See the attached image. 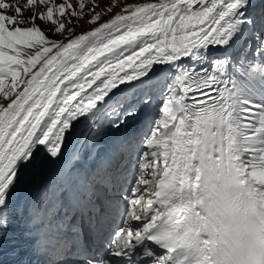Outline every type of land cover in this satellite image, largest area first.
<instances>
[{"label": "snow or ice", "instance_id": "snow-or-ice-1", "mask_svg": "<svg viewBox=\"0 0 264 264\" xmlns=\"http://www.w3.org/2000/svg\"><path fill=\"white\" fill-rule=\"evenodd\" d=\"M53 166L37 226L16 193ZM28 242L50 264H264V0H0V264Z\"/></svg>", "mask_w": 264, "mask_h": 264}, {"label": "bare ground", "instance_id": "bare-ground-1", "mask_svg": "<svg viewBox=\"0 0 264 264\" xmlns=\"http://www.w3.org/2000/svg\"><path fill=\"white\" fill-rule=\"evenodd\" d=\"M143 2H157V0H137L130 3H143ZM110 18V17H109ZM83 30H79L77 33L82 32ZM35 71V70H34ZM104 147L111 149L114 147V143L111 137L107 138L104 142ZM59 183L60 179L57 177L55 172V166H53L52 170L45 173L42 176L36 177L32 180H30L25 186H23L18 192L16 193V200L17 202L24 203L27 206H30L33 210V214L36 216V219L33 221V224L36 225L37 222H43L44 219V213H40L39 204L37 203V200L41 197L46 195L48 187L53 186L54 184ZM63 190V189H62ZM19 198H21V201H19ZM25 220L19 221L14 227L17 232V235L22 233L25 228ZM40 225V224H39ZM26 248V244L24 245V251ZM56 253H52L51 256H55ZM27 255H24L23 257H26Z\"/></svg>", "mask_w": 264, "mask_h": 264}, {"label": "rangeland", "instance_id": "rangeland-1", "mask_svg": "<svg viewBox=\"0 0 264 264\" xmlns=\"http://www.w3.org/2000/svg\"><path fill=\"white\" fill-rule=\"evenodd\" d=\"M134 1H137V0H124L125 3H130V2H134ZM73 2H75V0H73ZM107 0H101V3H102V6L104 3H106ZM118 11V9H117ZM30 15V14H29ZM109 17H105L104 19H108ZM39 23V22H38ZM86 27L87 29H89L91 26L86 23V22H81V25L80 27L76 28V31L78 32L79 30L81 31V27ZM41 27H44L45 31H47V27L44 26V25H41ZM89 27V28H88ZM49 35H51V33L49 32L48 33ZM55 38H59V37H55ZM159 92H160V89L158 88L156 90V94H155V97H154V104H153V108H152V112L155 113L157 107L159 106V103H160V99H159ZM133 123H136V122H133ZM147 178H150V176H148ZM60 187L56 184L55 186L51 187L48 189L46 195L44 196H41L38 200H37V203L39 204V207H40V212H44V210L49 207L51 208L52 205H56L58 207V204H57V199L59 198L60 196Z\"/></svg>", "mask_w": 264, "mask_h": 264}]
</instances>
